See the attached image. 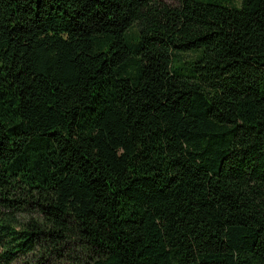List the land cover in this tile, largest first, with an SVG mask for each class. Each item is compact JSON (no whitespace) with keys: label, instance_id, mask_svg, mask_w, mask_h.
<instances>
[{"label":"trees","instance_id":"obj_1","mask_svg":"<svg viewBox=\"0 0 264 264\" xmlns=\"http://www.w3.org/2000/svg\"><path fill=\"white\" fill-rule=\"evenodd\" d=\"M0 0V264H264V0Z\"/></svg>","mask_w":264,"mask_h":264},{"label":"rangeland","instance_id":"obj_2","mask_svg":"<svg viewBox=\"0 0 264 264\" xmlns=\"http://www.w3.org/2000/svg\"><path fill=\"white\" fill-rule=\"evenodd\" d=\"M168 3L176 4L175 0H166Z\"/></svg>","mask_w":264,"mask_h":264}]
</instances>
